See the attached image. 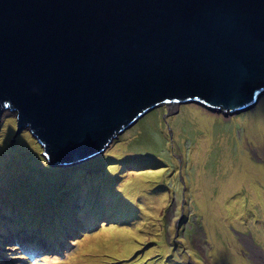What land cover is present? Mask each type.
<instances>
[{"label":"water","instance_id":"95a60500","mask_svg":"<svg viewBox=\"0 0 264 264\" xmlns=\"http://www.w3.org/2000/svg\"><path fill=\"white\" fill-rule=\"evenodd\" d=\"M264 96V0H0V124L54 162L103 152L157 106Z\"/></svg>","mask_w":264,"mask_h":264},{"label":"rangeland","instance_id":"374dc122","mask_svg":"<svg viewBox=\"0 0 264 264\" xmlns=\"http://www.w3.org/2000/svg\"><path fill=\"white\" fill-rule=\"evenodd\" d=\"M1 118L0 139L13 128L7 143L8 147H14L23 134L30 133L42 160L34 168L29 166L36 170L32 175L28 172L10 176L12 166H0V173L5 171V176L0 179V264H59L67 260L68 264H151L160 261L162 264H264V162L253 158L254 154L264 152V96L251 109L234 115H223L200 103L157 106L120 134L103 152L78 163L52 161L28 128L17 133L14 112H5ZM207 131L214 137L206 144L205 160L201 162L203 157L197 159L193 155L198 154L195 151L197 142ZM159 139L162 144L158 147L155 144ZM21 157L28 162L34 158L32 153ZM96 159L104 161L89 166ZM141 161L143 163L138 165ZM11 163H7L8 166ZM110 168L117 169L121 176L115 182L117 193L113 197L114 213L118 214L103 215L96 226L82 229L78 226L84 224L83 207L79 206L82 190L94 176L101 178ZM48 170L63 174L61 188L49 195L56 200L62 194L68 195L73 183L82 176L76 193L69 199L70 217H61L60 226L50 235L41 223L36 226L32 219L44 220L45 215L52 213V210L46 212L44 201L37 202V211L33 214H25L15 206L25 205V201L10 198L7 202L8 194L2 196L1 192L3 186L15 188L21 182L29 184L34 176L45 175ZM154 172L158 174L153 176L156 179L151 185L140 186V180L133 179L128 189L118 187L127 174L135 178ZM240 181L244 183L242 190L246 195L244 214L231 219L225 196L230 197ZM254 184L261 192L255 190ZM121 190L136 193L138 200L130 204L125 194H120ZM251 196L255 201H250ZM250 205L253 212L247 211ZM115 224L120 227L113 235L121 239L124 236L121 226L139 227L143 233L141 239L134 237L139 244L128 257L107 250L113 240L103 236L107 231L110 233ZM16 228L28 229L31 239L37 237L36 243L43 246L47 255H39L38 247L32 246L35 257L29 259L19 245L6 241L7 236L10 240L18 238L11 233ZM77 232L83 236L78 238ZM88 239L94 244L85 247ZM22 256H25L24 260Z\"/></svg>","mask_w":264,"mask_h":264},{"label":"bare ground","instance_id":"6f19581e","mask_svg":"<svg viewBox=\"0 0 264 264\" xmlns=\"http://www.w3.org/2000/svg\"><path fill=\"white\" fill-rule=\"evenodd\" d=\"M12 129L13 128H9L5 132V135H3L2 139H0V155H1L0 166H7V167L12 166V171H11L10 176H15L17 174L22 175L23 173L26 175V173L28 172L32 175L33 172H36V170L34 169L32 170V168L36 167L38 165V162L42 160L40 153H38L39 147L36 144V141L32 138L30 133L23 134L21 138L18 140V144L16 146L8 147L7 139ZM212 136L214 137V134L211 131H207L202 136L203 139L198 140L197 142L195 151H197L198 154L196 156L195 155L193 156L197 159H200L203 157L202 159H200L201 162H204L205 160L204 156H205L206 144L211 143ZM31 153L33 154L34 158L30 162H28V159H24L21 157V155L28 157L31 155ZM115 155H116V152H115ZM253 158L264 162V152L254 154ZM11 161L12 163L8 166L7 163H10ZM103 161L104 159H96V161H94L93 163H90L89 166L91 164L92 166H96L102 163ZM142 163L143 161L139 162L138 165ZM30 165L32 168H29ZM138 165H136V168H138L137 167ZM262 165H264V163H262ZM93 169H96V168H93ZM157 174L158 172L146 173V174H143L135 178L133 175L130 176L129 174H127L126 176H124L126 178L122 179V182L123 180H125L124 184L122 185V182H121L118 185V187L122 189V187L124 186V190L128 189L129 187L132 186L131 180L133 179L140 180V186L148 184V183L151 185L154 183V180L156 179L153 176ZM4 176H5V171H2L0 173V179H2ZM61 176H63V174L60 171L48 170L47 172H45V175L34 176L35 178L31 180V183L29 184H26L25 182H21L19 185H16L15 188L12 187L13 185L11 186L8 185L7 188L3 186L1 188L2 196H5L8 194V200H6L7 202L9 201L10 198H17V201H20L21 199L22 201H25L26 203H23L25 205H20V204L15 205L16 209L18 211L22 210L25 214H30V215L33 214L35 211H37L36 209L37 202L39 200L44 201L45 207L47 206L46 212L51 213V210H52V213L45 215L44 220H41L37 217H33L32 219H33V222L36 223V226H39V224L41 223L43 228L46 230L45 232H47L50 235L51 232H53V230L56 227L60 226L61 217H65V218L70 217L71 213H70L69 199L71 197V194L76 193V189H78L79 187L78 185L80 184L79 182L82 179V176H80L81 178H78L77 181L73 183L68 195L64 196L62 194L58 200L50 198L49 195L51 193H56L61 188L60 186L63 181ZM118 177H119V171L115 168H110L106 170L103 175H101V178L99 177L97 178L96 176H94L93 181L87 182L86 180L87 185L85 183L86 185L85 189L83 188L82 190L83 193H82L81 200L83 201H82V204H80L79 206L83 207V213H82L83 220L82 221L85 222L87 226H96V224L99 222L98 219L103 215H106V214L116 215L117 212L114 213L115 208H112L111 206L112 204H114L113 197L117 193L114 188H115V182ZM157 178L160 179L159 176ZM250 183L252 186V182ZM246 185L249 187L248 181L246 182ZM237 186L238 187L233 190V192L237 191L235 194L231 192L230 197H228L227 195L225 196L227 198V201H225V204L229 208V212L231 213V219L237 216L239 217L240 214H244V207H245L244 201L246 200V195L244 191L242 190L244 183L240 181ZM254 188L256 191L261 192V190L257 186H255V184H254ZM119 192L120 194H125L126 198L128 199L127 201L130 204H134L135 201L138 200L136 197V193H131L130 190L124 191V193L122 192V190ZM254 195H256V193ZM220 201L222 202L223 199ZM250 201L251 202L255 201L254 197L251 196ZM221 209H222V206H221ZM247 211L253 212L254 211L253 206L250 205ZM119 227L120 226H118L117 224L113 225L110 233L109 231H107L103 237L106 239L110 237L113 240V243L109 245L107 248L108 251H118L119 256L128 257L129 255L133 253L136 246L139 244V242L136 241L134 237L137 236V237H140L141 239L143 233L139 231V227L131 229V228L121 226V228H123L122 232L124 233V236L121 239L117 235H113V232L119 231ZM11 233H14L16 237H23L24 242L26 243V245L30 247V249H32V246L34 247L37 246L41 254L44 253L45 255H47V251L43 248V246L42 247L39 246L36 243L35 239L30 238L28 229H23V230L15 229L11 231ZM77 233H78V238L81 235L83 236V234H81L80 232H77ZM156 237L159 238L158 235H156ZM5 240L9 242H15L17 238L10 240V238H8L7 236ZM90 244H94V241L88 239L87 242L85 243V247H87ZM127 248H129V250L126 253H122V254L120 253L122 250L127 249ZM251 250L254 256L257 257L258 255L254 251V248ZM52 254H53V247H52ZM147 254H149V252H147ZM72 260H74V258ZM68 261L69 260L65 261L64 263H59V264H68ZM74 261L78 263V260H74ZM140 263L141 262H137L135 264H140ZM151 264H162V262L160 261V262L151 263Z\"/></svg>","mask_w":264,"mask_h":264},{"label":"trees","instance_id":"16d2710c","mask_svg":"<svg viewBox=\"0 0 264 264\" xmlns=\"http://www.w3.org/2000/svg\"><path fill=\"white\" fill-rule=\"evenodd\" d=\"M155 140H157V137L155 138ZM158 144V145H157ZM162 144V141H161V139H159L158 141H156V144H155V146H160ZM121 176L119 175V177L118 178H120ZM118 178H117V180H118ZM116 180V181H117ZM81 197H82V194H81ZM82 199V198H81ZM80 199V201L82 202L83 200H81ZM114 205L115 204H112V208H114ZM19 218V217H18ZM24 222H26V221H24ZM78 226L79 227H81L82 229H86V228H92L93 226H87V224L84 222V224H78ZM17 229V228H16ZM18 230V229H17ZM69 230H67V232H68ZM30 238H31V235H30ZM55 237H52L51 239H54ZM35 240L36 239H38L37 237H35L34 238ZM15 243H16V245H19L20 246V249L26 254V255H28L30 258L29 259H32V258H34L35 257V255L33 254V253H31V251H30V249H29V247L26 245V243L24 242V238L23 237H18L17 238V240L15 241ZM48 244H50V243H48ZM51 245V244H50ZM55 248V250H58V248L57 247H54ZM41 254V252H39V255ZM23 257H25V256H22V258ZM31 261V260H30Z\"/></svg>","mask_w":264,"mask_h":264}]
</instances>
